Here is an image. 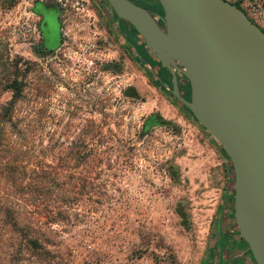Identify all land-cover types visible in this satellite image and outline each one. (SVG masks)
Listing matches in <instances>:
<instances>
[{
	"label": "rangeland",
	"instance_id": "1",
	"mask_svg": "<svg viewBox=\"0 0 264 264\" xmlns=\"http://www.w3.org/2000/svg\"><path fill=\"white\" fill-rule=\"evenodd\" d=\"M229 1L264 29V0ZM45 6L59 12L61 42L38 53ZM130 32L107 0H0V87L25 82L18 115H36L39 140L58 155L82 142L98 158L87 180H51L44 197L64 212L40 223L39 246L2 236L0 264H256L220 145L148 70L169 79Z\"/></svg>",
	"mask_w": 264,
	"mask_h": 264
},
{
	"label": "water",
	"instance_id": "2",
	"mask_svg": "<svg viewBox=\"0 0 264 264\" xmlns=\"http://www.w3.org/2000/svg\"><path fill=\"white\" fill-rule=\"evenodd\" d=\"M157 1L162 13L107 0L169 71L172 83L164 86L229 157L234 221L256 264H264V30L229 0Z\"/></svg>",
	"mask_w": 264,
	"mask_h": 264
},
{
	"label": "trees",
	"instance_id": "3",
	"mask_svg": "<svg viewBox=\"0 0 264 264\" xmlns=\"http://www.w3.org/2000/svg\"><path fill=\"white\" fill-rule=\"evenodd\" d=\"M157 3L159 5L158 1ZM235 4L242 9L238 3ZM118 19L130 27L129 37L133 35L131 33L136 34L146 47L134 27L128 21ZM168 74L169 79L162 78L160 82L171 86L169 71ZM24 87L25 82L16 79H8L3 87H0V96L5 90L11 91L8 101L0 100V245L7 243L2 239V236H7L8 242L15 244L25 240L32 247L45 243L42 236L46 232L40 223L50 224L57 221V217L66 208L58 205L55 202L57 199L50 202L44 197L51 180H87L82 174L90 167L88 161L97 162L98 158L96 154L91 157L89 150L86 151L81 145L82 142L80 147H76V151H68L63 156L57 154L53 143L43 144L39 140L41 123L37 116L30 118L18 115L21 111L19 102L24 97ZM186 94L184 96L189 98V84ZM177 101L192 115L183 103L178 99ZM192 117L203 128L193 115ZM221 150L229 170L233 172L229 157L222 148ZM78 166L82 169L76 177L72 169ZM42 217H45L44 222H41Z\"/></svg>",
	"mask_w": 264,
	"mask_h": 264
},
{
	"label": "flooded vegetation",
	"instance_id": "4",
	"mask_svg": "<svg viewBox=\"0 0 264 264\" xmlns=\"http://www.w3.org/2000/svg\"><path fill=\"white\" fill-rule=\"evenodd\" d=\"M45 7H46L45 9L39 10L41 14L39 20L40 42L35 47V50L38 53H42L48 49L51 50V48H56L59 46L61 42L59 12L57 11V9L48 8L49 6H45ZM159 13H162V11H160ZM119 22L120 25L122 24L126 25L121 20H119ZM179 77L184 78L181 74H179L178 80ZM180 87L184 94L185 89L181 83H180Z\"/></svg>",
	"mask_w": 264,
	"mask_h": 264
}]
</instances>
